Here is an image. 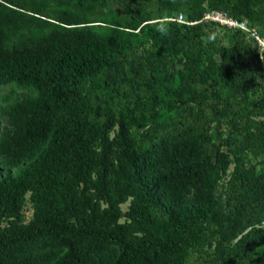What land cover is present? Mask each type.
Segmentation results:
<instances>
[{
    "label": "trees",
    "instance_id": "trees-1",
    "mask_svg": "<svg viewBox=\"0 0 264 264\" xmlns=\"http://www.w3.org/2000/svg\"><path fill=\"white\" fill-rule=\"evenodd\" d=\"M144 1L0 0V264H264V0Z\"/></svg>",
    "mask_w": 264,
    "mask_h": 264
},
{
    "label": "rangeland",
    "instance_id": "rangeland-1",
    "mask_svg": "<svg viewBox=\"0 0 264 264\" xmlns=\"http://www.w3.org/2000/svg\"><path fill=\"white\" fill-rule=\"evenodd\" d=\"M133 0H107L108 6L111 9H114L116 12H118L119 14L124 13L127 11V8L129 5L132 4ZM147 8L151 11L152 16H158L159 14L156 11V3L157 0H149V1H144ZM178 11H180L181 14L182 10L181 7H179ZM165 17H174L171 13L166 15L161 16V18H165ZM213 34H214V42L215 44H222V45H228L232 40H233V34L234 32H228L225 33L223 32V30H221L219 27L217 26H213ZM256 49L258 51H264V34L262 36H258L256 38V43H254ZM218 57L217 55H214V57L212 58H208L207 61L209 64H212V62H214V60H217ZM9 88L5 87L3 88L0 92L1 93H6L8 92ZM125 203L122 205V208L125 207ZM23 213H24V218L25 220L29 217L30 215V208L28 203H25L24 209H23Z\"/></svg>",
    "mask_w": 264,
    "mask_h": 264
},
{
    "label": "built area",
    "instance_id": "built-area-1",
    "mask_svg": "<svg viewBox=\"0 0 264 264\" xmlns=\"http://www.w3.org/2000/svg\"><path fill=\"white\" fill-rule=\"evenodd\" d=\"M201 19H203L205 21L206 20L215 21L219 25H225L228 27H235V26L243 27V25L241 23H238L233 18L227 16L225 13H223L222 11H219V10L204 12ZM176 20L179 22H184V19H183L181 14L177 15Z\"/></svg>",
    "mask_w": 264,
    "mask_h": 264
},
{
    "label": "clouds",
    "instance_id": "clouds-1",
    "mask_svg": "<svg viewBox=\"0 0 264 264\" xmlns=\"http://www.w3.org/2000/svg\"><path fill=\"white\" fill-rule=\"evenodd\" d=\"M170 19V18H169ZM239 23V22H238ZM242 24V23H241ZM243 25V24H242ZM225 26V25H224ZM226 27H228V26H226ZM237 27H240V26H237ZM240 28H244L245 29V27H244V25H243V27H240Z\"/></svg>",
    "mask_w": 264,
    "mask_h": 264
}]
</instances>
